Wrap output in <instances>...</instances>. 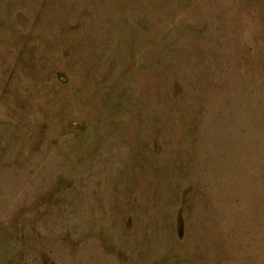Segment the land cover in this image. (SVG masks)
<instances>
[{
    "label": "rangeland",
    "instance_id": "1",
    "mask_svg": "<svg viewBox=\"0 0 264 264\" xmlns=\"http://www.w3.org/2000/svg\"><path fill=\"white\" fill-rule=\"evenodd\" d=\"M0 264H264V0H0Z\"/></svg>",
    "mask_w": 264,
    "mask_h": 264
}]
</instances>
